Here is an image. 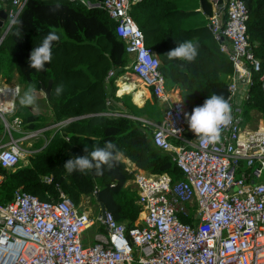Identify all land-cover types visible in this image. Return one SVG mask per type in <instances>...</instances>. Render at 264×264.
Wrapping results in <instances>:
<instances>
[{"label": "built area", "instance_id": "built-area-1", "mask_svg": "<svg viewBox=\"0 0 264 264\" xmlns=\"http://www.w3.org/2000/svg\"><path fill=\"white\" fill-rule=\"evenodd\" d=\"M29 1L0 0L5 14L0 17V46ZM68 1L94 7L87 0ZM209 1L213 15L208 28L228 52L234 74H244L250 86L251 74L257 73L264 94V71L247 40L244 2ZM103 8L125 44L131 74L163 108L160 125L147 122L153 126L152 144L170 155L182 179L172 183L166 173L151 174L126 163L140 206L130 229L107 210L104 217L100 210L96 215L82 210V201L76 206L62 192L57 200L43 202L17 189L10 202L0 205V264H264V130L242 127L236 84L227 85L232 122L221 140L205 146L198 137L187 139V107L178 90L166 87L161 63L144 45L131 16L130 0H106ZM146 51L151 55L147 63ZM18 94V85L0 79V168L6 171L20 167L24 144L31 146L50 129L23 128L14 116ZM180 217L192 223H182ZM98 228L104 232L86 241V232Z\"/></svg>", "mask_w": 264, "mask_h": 264}, {"label": "trees", "instance_id": "trees-1", "mask_svg": "<svg viewBox=\"0 0 264 264\" xmlns=\"http://www.w3.org/2000/svg\"><path fill=\"white\" fill-rule=\"evenodd\" d=\"M87 1L94 7L87 9L79 1L30 0L0 46V79L10 83L17 76L20 97L29 85L40 91L52 81L46 102L52 121L62 124L47 144L43 145L41 138L33 143L36 150L29 155L25 166L20 163L15 171L0 168L4 175L0 184V205L10 202L17 189L43 202L57 200L62 192L76 206L82 199L91 198L102 204L116 222L130 229L140 214V206L136 190L126 186L133 177L126 165L120 160L110 169L104 166L103 174L98 176L95 170L87 174L68 173L64 163L87 155L93 147H104L106 142H111L140 170L166 173L172 183L180 181L182 175L170 155L155 148L151 141L153 126L147 122L160 125L163 108L151 92L143 106L137 107L135 104L141 105L145 90L124 83L127 78H119L128 72L131 61L124 42L115 32V21L103 8L106 0ZM242 1L248 12L247 40L264 71V0ZM130 2L131 16L143 35L144 45L156 53L161 63L166 87L178 90L187 107V125L192 109L202 106L211 95L227 99L228 88L220 80V74L232 75L234 69L228 52L221 49L208 28V18L212 16L210 1ZM57 3L61 5L58 9L54 8ZM53 30L60 39L53 45L51 62L37 72L28 66L30 52ZM189 40L199 45L194 62L168 59L166 54L170 50ZM110 72L112 77L108 76ZM258 76L251 74L248 97L241 106L242 126L250 120L249 113L253 110L260 113L264 123V94ZM117 79L118 94L131 93L135 104L129 95L116 97ZM58 84L65 88L63 94L56 97L51 91ZM118 111L121 115L115 116ZM14 116L22 121L25 130L46 126L44 118L31 114L20 100L16 102ZM186 137L190 138L189 132ZM86 146L88 153L84 151ZM95 191L96 196H93ZM180 220L192 223L189 217H180ZM95 231L104 232L102 228Z\"/></svg>", "mask_w": 264, "mask_h": 264}, {"label": "clouds", "instance_id": "clouds-1", "mask_svg": "<svg viewBox=\"0 0 264 264\" xmlns=\"http://www.w3.org/2000/svg\"><path fill=\"white\" fill-rule=\"evenodd\" d=\"M61 5L57 3L54 8H59ZM60 35L53 30L42 40V42L34 47L30 52L28 62L31 68L37 72L43 71L45 65L52 60V50L55 42H58ZM199 45L192 41L180 42L174 49L170 50L166 56L168 59H177L192 63L198 56ZM145 57L148 58L145 62L150 61L151 55L148 51L145 52ZM65 86L58 84L51 91V95L59 97L63 94ZM35 88L29 85L24 95L20 99L22 106L28 107L36 104L37 97ZM232 122L231 107L223 96L213 94L208 97L202 106H197L192 109L191 115L188 117V125L190 130L199 138L202 145H214L221 140L222 131L227 128ZM84 151L88 153L87 146ZM123 157V153L115 148L111 142H106L104 147H93L91 152L84 156H77L67 160L63 167L68 173L74 171L82 174H87L95 170V175L103 174V167L109 169L114 167Z\"/></svg>", "mask_w": 264, "mask_h": 264}, {"label": "rangeland", "instance_id": "rangeland-1", "mask_svg": "<svg viewBox=\"0 0 264 264\" xmlns=\"http://www.w3.org/2000/svg\"><path fill=\"white\" fill-rule=\"evenodd\" d=\"M213 15V13H212ZM131 61V60H130ZM131 63V62H130ZM124 77V78H127V81L125 80L124 83H127V84H130L132 85L133 87L136 86V89H139L140 87H143L142 84L137 80V78L135 76H133L131 74V70H130V64L128 66V72H126L123 76H121V78ZM120 78V77H119ZM118 78V79H119ZM116 80L115 81V85L117 87V91H116V95H118V91H119V87H118V82L119 80ZM10 83H13L15 85H18L17 83V76L14 77V80L11 81ZM21 87L19 89V94H18V97L16 99V102L18 100L21 99ZM35 95L37 97V100H36V104L33 105V106H28L27 109L28 111L33 114V115H40L44 118L45 120V124L46 126H44L45 128H50L44 135H43V138L42 141H43V145L47 144L50 137L52 135H54L59 129H60V126H56L57 124H60V123H54L51 119V111H50V108L46 102V100L44 99V94L42 93V91H35ZM124 95H129L130 98H131V101H132V95L131 93H123V95H121L120 97L118 98H121L122 96ZM252 120L250 119L244 126L242 127H246L247 128H250L251 125H252ZM188 130H189V134H190V138H187L189 140H192L194 138H196L197 136L190 130L189 126H188ZM14 137H18L19 135L17 134H13ZM40 139V138H39ZM37 142V140H32L31 141V146H29L28 144H24V151L26 152V157H23V160H22V163H25L27 161V158L29 157V155H31L32 152H34L36 149L33 147V143ZM126 186H129L131 188H134V186L132 185L131 181H128L126 183ZM81 204V203H80ZM82 210L86 211V212H91L92 214H97V207H96V202L93 201L91 198H84L82 200ZM95 229L93 230H89L86 232L85 234V237H86V241H92V237L95 233ZM133 264H136V263H133Z\"/></svg>", "mask_w": 264, "mask_h": 264}, {"label": "crops", "instance_id": "crops-1", "mask_svg": "<svg viewBox=\"0 0 264 264\" xmlns=\"http://www.w3.org/2000/svg\"><path fill=\"white\" fill-rule=\"evenodd\" d=\"M201 10V9H200ZM245 75L240 74V75H235L234 73L232 75H225V74H220V80L225 83L226 85L230 83H235L236 84V94H235V103L239 105L240 107L244 103V101L248 97V92H249V85L246 83L245 80ZM121 78V77H120ZM145 90V96L143 100L141 101V105L138 106L133 102V95H132V102L137 106L141 107L143 104L150 98V92L144 87H140ZM123 94H118L116 97H120ZM250 119L252 120V125L250 128L244 127L246 130H264V123L261 119L260 113L257 111L253 110L249 113ZM121 161L126 165V163L132 164L129 160L125 159L124 157L121 158ZM255 180H252L251 182H254Z\"/></svg>", "mask_w": 264, "mask_h": 264}, {"label": "water", "instance_id": "water-1", "mask_svg": "<svg viewBox=\"0 0 264 264\" xmlns=\"http://www.w3.org/2000/svg\"><path fill=\"white\" fill-rule=\"evenodd\" d=\"M218 6H219V7H218V10H217V12H216V15H217V16H219V15L221 14V5H220V2L218 3ZM0 17H1L2 19H4V18H5V14H4L3 12H1V13H0ZM1 25H2V22L0 21V27H1ZM51 83H52V81H49L47 87H44V86H43V87L41 88V91H42V93L44 94V99H45L46 101H48V100H49V97H50ZM120 107H121L122 111H125V109L122 108V106H120ZM99 207H100L101 215H102V217H104V214H105V207H104L102 204H99Z\"/></svg>", "mask_w": 264, "mask_h": 264}, {"label": "bare ground", "instance_id": "bare-ground-1", "mask_svg": "<svg viewBox=\"0 0 264 264\" xmlns=\"http://www.w3.org/2000/svg\"><path fill=\"white\" fill-rule=\"evenodd\" d=\"M96 207L98 208V211L100 210L99 204L96 203ZM101 213V211H100Z\"/></svg>", "mask_w": 264, "mask_h": 264}]
</instances>
